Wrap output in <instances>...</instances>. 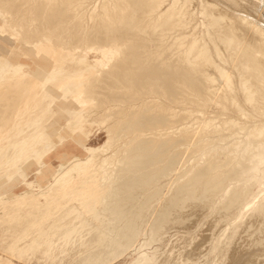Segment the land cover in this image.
<instances>
[{
    "label": "bare ground",
    "instance_id": "obj_1",
    "mask_svg": "<svg viewBox=\"0 0 264 264\" xmlns=\"http://www.w3.org/2000/svg\"><path fill=\"white\" fill-rule=\"evenodd\" d=\"M253 1L0 0V264H111L122 257L128 258L125 264H189L191 259L183 258L187 254L175 263L170 260L172 242L163 258L162 248L151 246L162 243L168 224L172 229L179 227L173 220L187 222L180 224L182 228L193 224L192 220L188 224V212L186 216L181 213L186 206L191 205L190 211L208 206L212 220H206L207 225L224 214L225 208L235 207L241 196L232 191L233 182L230 188L227 183L248 172H254L253 178L239 183L240 176L234 182L242 184L240 193L258 187L262 192L258 188L257 193H263L264 183L254 176L264 163V22L250 10L253 3L263 0ZM5 26L18 40L14 46L5 43ZM12 48L17 51L15 58H27L30 65L11 62ZM210 101L218 107L217 115L231 113L232 117L218 119L216 110L213 114L205 108ZM193 116L198 117L197 124ZM189 118L196 125L187 126ZM83 123L103 129L105 140L86 148L82 159L70 156L60 170L50 169L46 182L24 179L25 169L37 165L61 141L84 147L81 136H75ZM231 129L235 134L242 130L243 138L236 134L241 142L235 140L237 136L230 141L235 135ZM146 130H151V136L146 137ZM226 133L227 138L232 134L229 141L223 138ZM192 135L196 137L189 143ZM172 144L179 149L183 145V156L187 152L195 169L189 162L192 172L178 176L179 182L176 171L172 195L160 211L150 214L151 223L144 231L148 209L162 201L160 195L153 196L155 189L173 173L172 168L169 171L175 157V153L169 156ZM160 154L164 163L159 161ZM204 179L212 181L214 190L226 183L217 196L223 204L210 201L215 191L211 188V195L204 190L208 184ZM11 180L21 183L23 191L1 190ZM156 181H161L159 187ZM153 183L154 190L147 187ZM139 186L151 193L147 190L146 196L145 190L139 191L145 196L138 203L143 193L136 196L134 189ZM248 199L250 203L255 200ZM250 203L246 205L251 207ZM253 203H260L259 207L252 204L258 213L264 212V198ZM241 206L238 213L255 209ZM169 207L174 208L171 214ZM226 215L220 220H226ZM232 220L224 224L212 254L221 253L224 238H228L227 247L236 240L241 243L245 226L239 220L231 226ZM258 224H252V230ZM261 236L250 243L248 255L253 256L251 250L264 241L262 232ZM200 239L194 243L200 245L204 238ZM240 245L230 247L234 248L230 258L215 255L221 259L219 264L245 259L247 253L240 251L245 246ZM187 250L184 253L191 254ZM224 251L228 254V248Z\"/></svg>",
    "mask_w": 264,
    "mask_h": 264
},
{
    "label": "rangeland",
    "instance_id": "obj_2",
    "mask_svg": "<svg viewBox=\"0 0 264 264\" xmlns=\"http://www.w3.org/2000/svg\"><path fill=\"white\" fill-rule=\"evenodd\" d=\"M257 1V0H256ZM255 0L253 1V2H256ZM262 1V0H261ZM252 2V3H253ZM258 2V1H257ZM255 4H259L258 6H255ZM262 4V5H261ZM226 5H229L228 3L226 4ZM261 5V6H260ZM256 8H258L259 7V10L256 8H254V7ZM252 7V8H251ZM250 7V10H251V14H255V18L256 19H258L259 21H261V22H264V0H263V2H260L259 1V3H253V5ZM254 8V9H253ZM255 10V11H254ZM257 11V15H259V18H258V16L256 15V12ZM3 23H2V19L0 18V25H2ZM5 28V30H6V38H8L6 41H5V43L7 44V45H11V46H14L16 43H18V40L16 39V37H15V35L14 34H12L13 33V30L12 29H9L7 26H5L4 27ZM9 36V37H8ZM10 36H11V38H10ZM247 36H249V34L247 35ZM246 36V37H247ZM13 57H12V56ZM17 55V51L15 50V49H11V54L9 55V60H11V62H13V61H15V60H19V61H21L24 65H26V67L27 66H29L30 65V63H29V60L27 59V58H23V57H17V58H15V56ZM89 55H92V53H89ZM146 101V100H145ZM210 104H208L205 108H209L207 111H209L210 113H215L216 111H217V113H215V115H217L218 113H219V111H218V107L217 106H214L213 105V102L212 101H210L209 102ZM211 107V109H213L212 110V112H211V109H210V107ZM214 107V108H213ZM214 110H216V111H214ZM206 111V110H205ZM205 112V113H209V112ZM209 113V114H210ZM221 113V112H220ZM224 113V112H223ZM226 113V112H225ZM181 114V113H180ZM212 114V115H213ZM230 116L232 115L231 113H228ZM228 114H226V116H229ZM199 114H197V116H198ZM211 115V114H210ZM209 115V116H210ZM211 115V116H212ZM251 115V117H257L256 115L255 116H252V114H250ZM197 116H195V117H197ZM218 116H220V118L221 119H223V118H225L226 116L225 115H217V118L219 119V117ZM224 116V117H223ZM229 116V117H230ZM194 117V116H193ZM194 117V121L196 122H199V119L197 120V118H195ZM199 117H201V116H199ZM214 117V116H213ZM216 117V116H215ZM232 117V116H231ZM247 117H249V116H247ZM247 117H245V118H247ZM191 119H192V116H191ZM200 120H201V118H200ZM217 120V119H216ZM245 120V119H244ZM243 119H241V121H244ZM247 120H249V121H251L250 119H246L244 122H242V123H244V124H246V121ZM187 121V120H186ZM189 121L191 122L190 124H188V121H187V126H194V125H196L197 124V122H196V124H195V122L193 121V123H192V121L190 120V118H189ZM249 121H247L248 123H249V125L251 126V124L250 123H252L253 124V122H249ZM192 124V125H191ZM248 125V126H249ZM247 126V125H246ZM101 128H99L96 124H94V123H92V124H87V123H83L82 125H81V130L80 131H78L77 133H75V136H77L78 138L80 137L81 138V140H82V143H83V146L84 147H78V146H76V144L75 143H73V142H71V141H69V142H66V141H61V143H59V144H57V145H55L54 147H52L51 149H49V151L46 153V154H44L43 155V157L37 162V165L36 164H31V165H29L26 169H25V174H26V176H25V180H27V181H30V182H32V183H34V181L36 180V179H38V178H43V182H46L47 181V177L49 176V170L50 169H53V170H60L61 168H62V166L63 165H65L66 164V162H67V160H69V158H70V156H76V157H78V158H80V159H82L83 157H85V155L87 154V151H86V148H90V147H96V146H99L104 140H105V134H104V131H103V129H101ZM237 128H235L234 130L235 131H237L236 130ZM234 130L232 131V129H231V131H232V133L233 134H235L234 133ZM148 131H151V130H146V134H147V136L146 137H148V135L149 136H151V133L150 132H148ZM241 131V133H242V130L240 129L239 130V132ZM153 132V131H152ZM239 132H236V134L238 135H240V133ZM145 134V135H146ZM229 134H230V131H229ZM230 135L231 136V138H230V136H228V138H230L231 140L230 141H234V139H232V137H234V136H237V135ZM243 134V133H242ZM224 135V134H223ZM222 135V136H223ZM227 133L224 135V139L226 140V138H227ZM222 136L220 137L221 139H223L222 138ZM242 138H243V136L242 135H240ZM195 137H196V135H192V137H190L188 140V142L189 143H192V141H194V139H195ZM226 137V138H225ZM227 138V140L229 141V139ZM235 138V140L236 141H238V138H239V140H240V142H241V140H242V138L240 139V137L239 136H237V138L236 137H234ZM191 141V142H190ZM228 141H222V144L223 143H225V142H228ZM173 142V141H172ZM220 144H221V142H220ZM221 144V145H222ZM174 146H175V149H174ZM183 146V145H182ZM182 146L180 145V149H179V147H177L176 148V144L175 145H171V147H170V154H169V156H171L172 154H174L175 155V157L176 156H179V157H177V158H175L174 157V161L170 164V170L169 171H171L172 169V172H169L171 175L168 177V178H166L165 180H166V183H165V180L163 181L162 180V184H161V186L159 185L160 184V182L159 181H156L155 182V184H156V186H160V190L159 189H155L156 188V186L154 187L153 185H155L154 183L153 184H151V186H147L148 188H153V190L155 189V195H153V196H158V195H160V198H161V203H160V205H157L155 208H153L152 209V205H151V207L148 209V211H147V213H146V216H148V217H145L146 219L148 218V221L146 222V225H145V227H144V231L148 228L147 226L151 223V218H152V216H154L156 213H157V211L156 210H158V211H160L161 209H162V205H165V204H163V203H166V198L168 197V196H170V195H172V193H173V191H174V188L176 187V182L178 181L179 182V180H181V178L180 177H178V176H180V175H182V174H184L185 176H186V174L187 175H189V173H191L192 171V169H191V167L192 168H194L195 169V164L193 163V164H191V161L189 160H187V152H186V154H184V156H183V153H185V151H183V149H182ZM177 149V154H176V150ZM178 150H180V151H178ZM172 152V153H171ZM180 152V153H179ZM181 152H182V154H181ZM182 156H183V158H182ZM181 157V158H180ZM179 158V159H178ZM158 159V158H157ZM182 159H184V160H186V162L185 161H180V160H182ZM161 160V163H164L165 162V160L166 159H164V155L163 154H160V158H159V161ZM177 160V161H176ZM179 160V161H178ZM188 161V162H187ZM264 161V160H263ZM176 163V165L178 166V169H177V166L175 165V163ZM178 162V163H177ZM190 162V166H189V163ZM174 163V164H173ZM182 163V164H181ZM185 163V164H184ZM186 163L188 164V165H186ZM180 164V165H179ZM262 164V165H261ZM261 164L259 165V167H263V162H261ZM173 165V166H172ZM194 165V166H193ZM174 166H175V168L176 169H174ZM181 167H183L182 169H181ZM187 169H185V168ZM261 167V169L259 168L258 169V172H259V176H256V175H258V174H256V173H258V172H255V176L254 177H257V181L260 183V184H263L264 183V168H262ZM172 168V169H171ZM189 169V170H188ZM193 169V170H194ZM263 169V170H262ZM147 170V169H146ZM145 169H144V171H146ZM179 170V172L177 173V176L176 177H178L179 179L175 182V183H173V180L175 179L174 178V176L173 175H176V171H178ZM259 170H261V171H259ZM180 171L182 172V173H180ZM262 171H263V173H262ZM175 172V173H174ZM260 172H261V174H260ZM180 173V174H179ZM252 173H254V172H248V173H246V174H244V175H238V176H236V177H233V179H231V182L229 181V183H227L228 185L230 184V183H232L233 182V184H234V186H232L231 187V189H233V187L235 188V189H233L232 191L235 193V194H237V196H241V198L243 197H245V199H241L240 197H239V199H238V202L235 204V207L234 206H232V207H230V208H225L226 209V211H224V214H223V212L219 215L220 217H217V218H215L217 221H216V223H214L215 222V219H214V221H210V223H209V221H207V225H205V221L206 220H208V219H210V220H212L211 219V214H212V212H210L209 213V208H208V206L206 207L205 205L200 209V208H197L198 210H196V209H194L195 211H193V208H192V210L190 211V210H187V209H189L190 208V206L191 205H189V208H186L185 207V209H183V212L181 211V213H183L184 214V216H186L188 213V215H192L193 213V216L194 217H192V218H190L191 216H186V217H189V220H188V224L190 223V222H192V221H194V222H192L193 224H189L187 227H184L183 226V228L181 227L182 225H184V223H186L185 224V226L187 225V222H184L183 224H181L180 222H175L176 221V219L175 220H173L174 221V223H179V227H181V229L179 228V227H176L175 226V228H174V225H173V221L171 222L172 224H171V226H173V228L174 229H172L171 227H170V225L168 224L166 227H167V229L166 230H168V231H166V232H164V239H162V243H160V244H157V242H155V244L153 243L151 246L153 247V246H156V245H158L157 247L158 248H162V250L161 251H164V253H162V254H160V257L161 258H163V254H165L166 252H168L169 251V249H170V245H171V242H172V245H171V247H172V249H170L171 250V252H170V254H169V258H170V260L172 261H174V263H175V261L177 262L178 260H180V259H183V258H185V259H187V260H189V259H191V262L189 263V264H219L220 262H221V259H219L218 260V254H220L219 255V258L221 257V256H229V258H230V255L229 254H231V253H233L234 251H232L231 252V250L233 249L234 250V248H230L231 246H233V245H237V249H238V246H239V244H241L240 246H242V248L245 246L246 247V249H241L240 250V248L241 247H239V250L240 251H242V253H244V251L247 253L245 256V259H244V257L243 258H241V259H239V258H237L238 259V263H239V261H240V264H242V261H243V263L244 264H264V241L262 242V243H259V245H255V248L254 249H256V251L255 250H251V251H253V253H255V254H253V256H255V257H253V256H251L250 254L248 255V246H250V248H251V242H253V241H257L258 240V238H262V236H261V232H262V234L264 235V231H258V229H259V227H260V229L261 228H263L262 230H264V212H260V213H258L257 212V208L259 207V204L258 205H256V203H253V202H255V201H257V200H261L262 198H264V191H263V193H261L262 192V190L260 189L261 187H258L260 190L259 191H261L259 194H261V196L259 195L258 196V193H257V191H258V188H255V189H253V190H251V191H246V193L245 192H243L242 194L240 193L241 192V186H242V184H238V185H235V183L234 182H236L237 181V179H238V177L240 178V176H241V181L239 182V183H242V181H243V179L244 180H248V179H251V178H253V174ZM183 175V176H184ZM183 176H181L182 178H184ZM242 176L244 177V176H248V178L247 177H244V178H242ZM170 177H172V179L170 178ZM250 177V178H249ZM260 177V178H259ZM234 178L236 179L235 181H234ZM171 179V180H170ZM168 180V181H167ZM205 180V179H204ZM203 180V181H204ZM238 180H240V179H238ZM206 181V183L208 182V184H205V185H207V186H203V187H205L206 189H204L205 191H209V193L212 195V189H213V187H211L212 186V181L211 180H205ZM204 181V182H205ZM171 182V183H170ZM170 184V185H169ZM175 185V186H173L172 187V185ZM210 184V185H209ZM226 183H224V184H221L220 185V187L218 188V187H216L215 188V193H213V197L215 196V194H217L216 195V197H214V199H213V197L211 196V198L212 199H210V201H217V205L219 206L220 204H223V202H222V199H220V198H218V197H220L219 196V194H220V192L223 190V188H225L226 187V185H225ZM233 184H231V185H233ZM166 185H168V186H166ZM224 185V186H223ZM231 185H229V186H227V187H229L230 188V186ZM240 185V186H239ZM199 186V185H198ZM236 186V187H235ZM237 186H238V188H237ZM24 186L21 184V183H19V182H17V181H14V180H11V182L9 183V185H5V186H3L2 187V189L1 190H11V192H13V193H18V192H20V191H23V188ZM140 187V186H139ZM144 188V189H142V188ZM140 188H138V187H136L137 189H134V191L136 190V192H134L135 193V195L136 196H139V193L141 194V193H143V194H141V196H140V199H139V197H138V200H137V202L139 203L140 201H142L141 199H143V197L145 196V194H144V191L143 192H139V191H141V190H145L146 191V196H147V194H148V192L149 193H151V190H149L146 186H141ZM146 187V188H145ZM171 187V188H170ZM151 188V189H152ZM207 188H209V189H207ZM212 188V189H211ZM222 188V189H221ZM139 189V190H138ZM172 189H173V191H172ZM218 189V190H217ZM238 189H239V191H238ZM147 190H149L148 192H147ZM156 191H158V192H156ZM163 191V194H164V192H165V196L164 197H161L163 194L161 193ZM219 191V192H218ZM160 193V194H159ZM170 193V194H169ZM240 193V194H239ZM169 194V195H168ZM251 194V195H250ZM262 194H263V197H262ZM244 195V196H243ZM218 196V197H217ZM249 196H251V197H249ZM259 197V198H258ZM262 197V198H261ZM163 198V199H162ZM165 198V199H164ZM215 198H217V199H215ZM247 198H249L248 200H250L251 198H253V199H255L254 201L253 200H250V201H252V203H250V202H248V201H246L247 200ZM209 199V198H208ZM241 199V202H239V200ZM221 200V203L219 202ZM243 200V201H242ZM135 201V200H134ZM160 201V199L158 198V202ZM165 201V202H164ZM208 201V200H207ZM210 201H208V202H210ZM136 202V203H137ZM157 202V201H156ZM243 202H246V204L247 203H250V205H251V207H249V204L248 205H246V204H244ZM258 202H261V201H258ZM132 203V202H131ZM137 203V204H138ZM211 203V202H210ZM244 205V206H241V205ZM252 204H253V206L255 205V206H258V207H253L252 206ZM136 205V204H135ZM153 205H155V203L153 204ZM206 205H210L209 203H207L206 202ZM241 206V207H244V209L245 210H250L249 208H255L256 209V211H255V209H253L254 210V212L251 214V212L253 211H248V212H250L249 214L247 213V212H244V211H242V212H239L238 213V206ZM245 205H246V207H245ZM234 207V208H233ZM241 207H239V211L242 209ZM248 207V209H246ZM170 208V209H169ZM168 209H169V213H170V211H171V209L173 210L174 208L172 207H169ZM206 208H208L207 209V211L205 210ZM168 209H166V210H168ZM205 210V211H200V210ZM224 209V210H225ZM193 211V212H192ZM223 211V210H222ZM236 211H237V214H236ZM172 212H174V211H171V213ZM188 212V213H187ZM235 212V213H234ZM149 213V215H147ZM170 213V214H171ZM187 213V214H186ZM197 213H198V216H197ZM203 213V214H202ZM205 213V214H204ZM232 214V215H230V214ZM242 213V214H241ZM246 215H245V214ZM150 214H153L152 216H150ZM179 214H180V212H179ZM183 214H180L181 215V218H182V216H183ZM186 214V215H185ZM209 214V215H208ZM222 214H223V216H222ZM226 214H229L230 216H229V218H228V215H226ZM243 214L245 215V216H248L249 218H251L250 220H248L246 217H244L243 216ZM204 215V216H203ZM224 215H226V220H223L224 219ZM234 215V216H233ZM252 215H254V218H253V216ZM259 217H258V216ZM183 216V217H184ZM222 216V217H221ZM240 216H243L242 218H243V221L245 222H243L242 220L240 221V219H241V217ZM257 216V217H256ZM179 217V216H178ZM178 217H175V218H178ZM186 217H184V218H186ZM230 217H233V218H230ZM255 217H256V219H255ZM173 217L171 216V219H172ZM181 218H178V219H181ZM183 218V219H184ZM207 218V219H206ZM219 218V219H218ZM220 218H223V219H221L220 220ZM244 218L245 219H247L249 222L250 221H252V218H253V220H256V222H254V221H252V223H251V225L253 224L254 225V223H256V224H258L259 223V221H260V223H262L261 225H259L258 224V226L257 225H255V227H256V230H252V229H255L254 228V226H252L253 228H251V225H250V223L246 220H244ZM174 219V218H173ZM195 219V220H194ZM198 221H197V220ZM232 220L231 221V223H232V225L231 226H234L237 222H238V220H239V223H243L244 224V226L246 227V223H248L249 225H250V227H246V229H245V227H244V230H245V232L243 231V233H244V235H243V233L241 234V235H243V236H241V238H239L240 239V242L241 243H237L239 240H236V242L235 243H232V245L231 244H229V246L227 247V245H226V241H227V239L228 238H224L223 239V235L225 234V232H224V234L221 236V239H223V241L221 240V242H223L222 243V248H223V250L221 251V253L219 252H217V254H212L211 253V247H212V245L215 243V240H217L216 238H218L219 237V235H220V233H221V231L223 230L222 228H224L227 224V221L228 220ZM263 219V220H262ZM192 220V221H191ZM230 220L228 221V223L230 222ZM234 220H235V222H234ZM237 220V221H236ZM178 221V220H177ZM197 221V222H196ZM258 221V222H257ZM200 222V223H199ZM254 222V223H253ZM220 223V224H219ZM221 223H223V224H221ZM230 223V224H231ZM233 223H234V225H233ZM241 223V224H242ZM180 224H181V226H180ZM224 224H226V225H224ZM229 224V225H230ZM238 224V223H237ZM246 224V225H245ZM166 225V224H165ZM211 225V226H210ZM214 225V226H213ZM224 225V226H223ZM262 225H263V227H262ZM169 226V227H168ZM218 226V227H217ZM223 226V227H222ZM147 227V228H146ZM166 227H164V229L166 228ZM206 227V228H205ZM221 227V228H220ZM146 228V229H145ZM177 228V229H176ZM186 228V229H185ZM204 228V229H203ZM209 228L211 229V231L209 230ZM171 229V230H170ZM188 229V230H187ZM190 229V230H189ZM249 229H251L253 232H251V230H250V232L249 233H247V231L249 230ZM203 230V231H202ZM209 231V233H208V231ZM165 231V230H164ZM199 231H201V232H199L200 233V235H198L199 233L198 232ZM207 231V232H206ZM213 231V232H212ZM217 231V232H216ZM257 231V232H256ZM202 232L204 233L203 235H202ZM215 232H216V234H215ZM230 232V231H229ZM229 232H227L226 233V235H224V236H228L229 235ZM167 233H169V234H167ZM198 233V234H197ZM259 233H260V237L258 236L259 235ZM205 234H206V236H205ZM249 234V235H248ZM256 234H258V235H256ZM194 235V236H193ZM204 236V237H202V236ZM165 236H166V238H165ZM192 238H191V237ZM218 236V237H217ZM183 237V238H182ZM186 237V238H185ZM190 237V238H189ZM195 237V238H194ZM197 237V238H196ZM198 237H199V240L201 241V239L200 238H204V242L202 241V243L199 245V243L198 242H196V244H197V246L199 247V249H197V251H196V247H194V241H199L198 240ZM206 237V238H205ZM243 237H245V238H243ZM264 237V236H263ZM179 238H180V240H179ZM196 239V240H195ZM246 239V240H245ZM164 240V241H163ZM183 240H185V241H183ZM188 240V241H187ZM208 240V241H207ZM141 241V242H140ZM139 241V243L141 244L142 242H144V240H140ZM179 243H178V242ZM180 241H182V242H180ZM187 241V242H186ZM248 241H250V242H248ZM177 242V243H176ZM247 242V243H246ZM173 243L176 245V244H178V245H176V246H178V247H173V246H175V245H173ZM182 243V244H181ZM185 245H184V244ZM162 244V245H161ZM180 244V245H179ZM193 244V245H192ZM195 244V245H196ZM263 245V246H262ZM169 246V247H168ZM181 246H182V248H181ZM184 246H186V247H184ZM193 246V247H192ZM163 247H164V249H163ZM167 247H168V249H167ZM180 247V249H178ZM189 247H191V248H193V250L192 249H189ZM197 247V248H198ZM208 247V248H207ZM235 247V246H234ZM145 247L144 246H142V249H144ZM187 249L188 248V252L190 251V253L191 254H189V253H184V249ZM194 248H195V251L196 252H194ZM226 248H228V254H227V251L225 252L224 250L226 249ZM236 248V247H235ZM159 249V250H160ZM230 249V250H229ZM252 249V248H251ZM176 250H177V252H176ZM183 252H182V251ZM247 250V251H246ZM161 251H159V252H161ZM180 251H181V254H180ZM235 251H237L236 249H235ZM239 251V252H240ZM258 251V252H257ZM174 252H176V256H174V254L173 253ZM192 252H194V253H196V255H194ZM231 252V253H230ZM238 251H237V253L239 254V255H241V252L239 253ZM177 253H179V254H177ZM236 253V252H235ZM237 253L235 254V256H237ZM251 254H252V252H250ZM258 253V254H257ZM184 254H187L188 256L189 255H191V258L189 257L188 258V256H187V258H186V255L185 256H183ZM194 256H193V255ZM222 254H224V255H222ZM234 255V254H233ZM174 256V257H173ZM182 256H183V258H182ZM232 256V255H231ZM243 255H241V257H242ZM248 256H250L251 257V261L249 262V260L248 259H246V258H248ZM159 257V258H160ZM179 258V257H181V258H179V259H175V258ZM193 257V258H192ZM195 257V258H194ZM238 257V256H237ZM250 257H249V259H250ZM258 257V258H257ZM160 258V259H161ZM171 258H173V259H171ZM254 258V259H253ZM175 259V260H174ZM248 260L247 262L246 261H244V260ZM128 258H120V259H117V260H115L113 263H111V264H125V262L127 263L128 261ZM159 260V259H158ZM193 260V261H192ZM215 260V261H214ZM227 260H229L228 258H227ZM172 261V262H173ZM230 261H232V260H230ZM230 261H227V262H225L224 264H230L231 262ZM199 262V263H198ZM238 263H236V264H238ZM175 264H177V263H175ZM232 264V263H231ZM233 264H234V262H233Z\"/></svg>",
    "mask_w": 264,
    "mask_h": 264
}]
</instances>
